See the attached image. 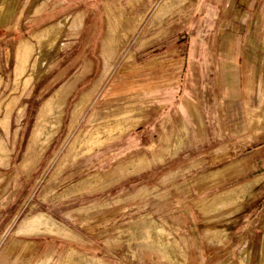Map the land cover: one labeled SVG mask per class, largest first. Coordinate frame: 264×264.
<instances>
[{
  "label": "rangeland",
  "instance_id": "obj_1",
  "mask_svg": "<svg viewBox=\"0 0 264 264\" xmlns=\"http://www.w3.org/2000/svg\"><path fill=\"white\" fill-rule=\"evenodd\" d=\"M196 1L79 0L92 11L79 47L49 53L21 42L15 56L13 41H0V264H190L186 235L201 227L190 197L207 196L195 205L214 213L219 191L240 185L238 206L252 205L247 218L264 210V177L243 175L249 155L264 148V17L247 31L259 101L247 119L256 138L250 148L214 155L229 135L217 124V67L202 63L216 52V26L201 25ZM174 21L185 38L173 55L143 68L131 60L171 36ZM104 44L113 73L92 95ZM252 65L245 79H253ZM217 169L222 177L197 178ZM189 185L196 192L179 200ZM225 236L207 228L205 239Z\"/></svg>",
  "mask_w": 264,
  "mask_h": 264
},
{
  "label": "crops",
  "instance_id": "obj_2",
  "mask_svg": "<svg viewBox=\"0 0 264 264\" xmlns=\"http://www.w3.org/2000/svg\"><path fill=\"white\" fill-rule=\"evenodd\" d=\"M195 4L197 13L205 19H202L201 25L216 26L215 35L210 39V42H213L211 48H214L216 52L211 59L205 52L202 63L205 66L214 65L217 67L219 89L221 90L219 96L222 100L218 112L219 118H223L222 121L217 119V124L220 129H226L229 135L227 141L219 143L210 151L214 155L229 150L237 153L241 149L250 148L256 138L247 119L258 101V97L256 99L258 90L255 82L256 67L251 64V57L246 55L252 46L248 41L247 31H250L253 26L256 27L260 18L264 17V0H197ZM108 15L109 13L107 14L109 18ZM91 16L92 11L88 7L79 8V0H0V33H5L4 36H1L0 41H13L8 47H14L15 56H17V48L21 42L32 44L39 50H48L49 53L56 48H63L65 45L69 49L76 48L79 47L80 37L89 26L88 20ZM39 24L41 26L37 29L36 26ZM175 26L176 21L169 26L170 31L173 32L166 40L131 54V60H136V63L142 65L143 68V65L151 67L152 62L173 55L182 39L185 38V34L174 30ZM98 30L99 22L95 21L86 48L92 44ZM39 34H43L42 39L38 37ZM206 38L200 39L203 40L201 45L203 48H207ZM102 55L104 70L95 81H98V85L92 95L104 78L107 76L104 80L107 81L113 73V69L111 70L113 60L110 59L111 52L107 44L103 46ZM78 60L79 56L75 62ZM251 65L254 67L251 73L253 79L249 77L245 79ZM92 66H94V60L90 59V63L85 66L80 76H86ZM77 70L78 73L79 68ZM74 84L73 82L67 86L71 89ZM200 114L206 130L208 124L203 108L200 110ZM206 135V140L210 141V134L206 132ZM206 135L204 136L206 137ZM263 152L264 148L260 146L249 155L252 162L244 169L243 175L253 172L250 181L255 177H264ZM220 170L199 174L197 178L206 177L210 173H220L222 177ZM233 176L237 177L238 175ZM228 181V176L225 175L219 185L222 186ZM206 189H199L197 193L203 194ZM196 190L195 185H189L187 190L176 194V197L180 200L184 195H191ZM240 190L243 191L240 185L221 189L219 198L215 201L219 211L214 213L208 212L203 206L206 210L204 213L195 205L196 202H202L201 200L208 198L207 196L190 197L187 200V205L198 212L201 224L197 231L189 232L186 235L192 244L188 260L190 264H263L264 218L262 213L264 210L253 219L247 218L246 213L252 205L249 203L245 207L244 204L238 206L243 201L242 196L240 199L238 198ZM253 197L256 198V196ZM186 219L187 217L185 219L183 217L182 221L185 225L190 223ZM207 228L225 231L226 236L223 242L214 240L211 244L207 243L205 239Z\"/></svg>",
  "mask_w": 264,
  "mask_h": 264
}]
</instances>
